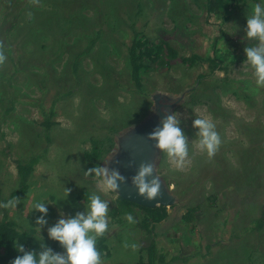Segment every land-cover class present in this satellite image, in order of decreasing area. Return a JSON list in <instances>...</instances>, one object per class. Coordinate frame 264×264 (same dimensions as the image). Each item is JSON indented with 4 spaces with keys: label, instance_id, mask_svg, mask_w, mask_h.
<instances>
[{
    "label": "rangeland",
    "instance_id": "obj_1",
    "mask_svg": "<svg viewBox=\"0 0 264 264\" xmlns=\"http://www.w3.org/2000/svg\"><path fill=\"white\" fill-rule=\"evenodd\" d=\"M256 2L228 0L210 11L207 0H0L7 55L0 64V202L19 186L17 161L42 155L26 195L7 207L16 229L35 228L39 245L54 247L48 226L61 211L84 210L98 192L110 201V230L101 236L105 264L147 261L153 236L141 226L145 205L133 200L141 205L133 207L135 224L114 213L119 196H133L128 180L114 191L85 170L110 162L126 176L130 144L144 139L165 110H176L189 138L184 166L150 137L140 150L162 177L169 211L155 224L163 258L156 264H264V87L255 85L244 51L246 14ZM135 32L178 51L154 64L144 59L153 69L141 71L140 88L129 59ZM214 43L227 61L212 71ZM193 54L202 59L183 62ZM195 116L213 119L223 138L212 157L199 147ZM36 201L49 208L41 230ZM3 213L0 206V220Z\"/></svg>",
    "mask_w": 264,
    "mask_h": 264
},
{
    "label": "clouds",
    "instance_id": "obj_2",
    "mask_svg": "<svg viewBox=\"0 0 264 264\" xmlns=\"http://www.w3.org/2000/svg\"><path fill=\"white\" fill-rule=\"evenodd\" d=\"M246 15L245 36L248 40L254 41L244 48L246 61L254 69L255 85L264 87V0H257L251 14ZM6 60L7 55L0 47V64ZM181 125L182 120L178 111L167 112L165 110L161 122L148 134L154 140L155 146L166 152L178 168L184 166L190 152L189 138ZM192 126L197 131L200 149L205 151L209 157L214 156L223 143L215 121L204 116H195ZM85 171L102 178L104 185L114 191H118L120 184L127 180L118 168L110 166V162L99 164V166L94 165ZM131 180L136 185L138 194L146 199H154L160 194L162 177L157 174L153 162H141ZM69 192L70 189L67 188L65 198L68 197ZM19 201V198L9 199L0 202V206L15 208ZM109 205V200L102 198L98 192H93L90 203L85 206L84 210L69 215L61 211L56 222L48 226L47 232L49 238L58 241L64 251L55 250L45 240L40 242L39 249L26 248L23 243L18 246L15 244L20 254L12 259L11 264H105L102 252L97 247V240L110 230ZM32 209L39 210L41 213L36 216V225L41 230L44 225L48 224L47 202L36 201ZM125 216L129 223L137 222L132 211H127Z\"/></svg>",
    "mask_w": 264,
    "mask_h": 264
},
{
    "label": "trees",
    "instance_id": "obj_3",
    "mask_svg": "<svg viewBox=\"0 0 264 264\" xmlns=\"http://www.w3.org/2000/svg\"><path fill=\"white\" fill-rule=\"evenodd\" d=\"M208 8L210 11L219 10L221 7L225 6L228 0H207ZM246 45L254 43V41L246 40ZM245 45V46H246ZM214 48H216V43H214ZM214 53L209 54L207 59L211 66V70L214 71L217 68H221L222 65L227 61V59L219 53V49H214ZM167 58L170 60L171 58H175L178 55V51L165 40L160 41H151V39L140 32H135L132 44L129 47V59L132 67V79L134 80L136 86L138 88L142 87V78L141 71L142 70H151L153 69L150 63H146L144 59L149 60L151 63H156L161 57ZM199 59H202V56L193 54L189 57H184L183 62L188 64L189 66L194 65ZM167 60H165L167 62ZM54 114V111H51V115ZM53 121L51 120V116L48 117L44 124H46V129H50ZM48 140L49 135H47ZM42 158L41 154H36L31 157L28 161L23 162L17 161V169L20 176L19 186L15 189L10 196L3 200V202L8 201L9 199L23 198L28 189H29V177L35 170V166L40 162ZM117 207L115 208V214H123L127 211L133 212V207L135 205H139L136 202L129 200L123 196H119L116 199ZM141 206V205H139ZM146 211V215L141 222L142 228L146 230L150 237H154V229L155 224L166 219L169 216V211L167 206L161 204L155 207L142 206ZM4 213L3 218L0 220V264H11L12 259L20 254L15 247L20 243H23L26 248H36L39 249L41 246L37 242L34 234L36 232L35 228H31L24 232H19L16 229V223L14 220L9 218V208L3 207ZM195 207H191L188 211V218L192 220L193 211ZM134 214V212H133ZM264 216V210L262 213ZM263 224V219L256 220V227H261ZM151 238V242L148 245V260L145 261L140 259L136 264H156V261L159 259H163L157 250V243L155 238ZM105 238L101 237L99 242L97 243V247L103 253L104 248H106ZM59 242L55 240L54 249L60 251L62 248L58 247ZM208 249H210L211 244L207 245ZM179 256H173V259H177Z\"/></svg>",
    "mask_w": 264,
    "mask_h": 264
},
{
    "label": "water",
    "instance_id": "obj_4",
    "mask_svg": "<svg viewBox=\"0 0 264 264\" xmlns=\"http://www.w3.org/2000/svg\"><path fill=\"white\" fill-rule=\"evenodd\" d=\"M148 134L144 139L139 141H134L130 144L128 156L126 158V176L129 182L128 184H130V186L132 187L131 194H133V196L129 195L132 201L133 200L138 201L139 203L148 207H155L159 204H165L164 202H166V196L163 190L160 189V194L156 198L149 200L146 199L144 196L138 194L137 187L132 183L131 180L132 175L137 171L140 163L143 162L141 158L140 150H142L145 146H147V143L149 141ZM130 198L127 199L131 200Z\"/></svg>",
    "mask_w": 264,
    "mask_h": 264
}]
</instances>
